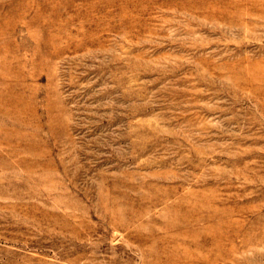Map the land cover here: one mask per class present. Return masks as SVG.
Returning a JSON list of instances; mask_svg holds the SVG:
<instances>
[{
	"label": "rangeland",
	"instance_id": "rangeland-1",
	"mask_svg": "<svg viewBox=\"0 0 264 264\" xmlns=\"http://www.w3.org/2000/svg\"><path fill=\"white\" fill-rule=\"evenodd\" d=\"M0 264H264V0H0Z\"/></svg>",
	"mask_w": 264,
	"mask_h": 264
}]
</instances>
